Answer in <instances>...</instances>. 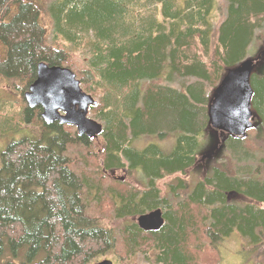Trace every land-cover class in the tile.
Wrapping results in <instances>:
<instances>
[{"label": "trees", "instance_id": "16d2710c", "mask_svg": "<svg viewBox=\"0 0 264 264\" xmlns=\"http://www.w3.org/2000/svg\"><path fill=\"white\" fill-rule=\"evenodd\" d=\"M215 2L55 0L45 6L44 0H0V75L30 83L40 61L71 65L72 47L84 44L86 68L73 70L98 99L91 110L105 137L91 162V138L71 125L44 122L40 106L26 107L25 120L41 121L39 135L13 139L0 153V264H92L117 243L126 253L155 252L151 264H206L219 258L218 242L234 231L249 239L251 249L264 245V154L261 170L252 166L246 177L240 176L246 165L234 166L264 153L263 145L230 137L228 153L176 206L161 207L156 186V178L196 162L209 91L227 66L248 56L255 31L264 28V0H228L218 28L211 18ZM47 8L55 34L73 46L47 41L50 29L40 20ZM175 74L196 80L181 88L158 83ZM252 85L264 117V74H253ZM170 115L179 130L172 151L157 142L131 145L134 137L163 129L159 125ZM124 158L150 177L148 187L106 175L124 167ZM156 207L165 216L158 230H144L135 218L121 238L108 223Z\"/></svg>", "mask_w": 264, "mask_h": 264}, {"label": "rangeland", "instance_id": "374dc122", "mask_svg": "<svg viewBox=\"0 0 264 264\" xmlns=\"http://www.w3.org/2000/svg\"><path fill=\"white\" fill-rule=\"evenodd\" d=\"M41 3V0H38ZM55 0H44L45 6H49ZM216 8L212 12V20L214 22V26L218 28L219 24L225 18L226 15V7L228 5V0H216ZM40 20L50 29V33L47 36V41L49 43L58 42L59 44H65L68 46L71 45L70 42L66 41L61 34H55L53 29V21L49 13V8L46 9V12L41 13ZM53 44V43H52ZM264 45V28L257 29L255 31L254 37L250 45L247 47V55H254L258 52V50ZM73 50L75 51V55L71 57L72 62L71 65L69 64L72 69L75 70H84L86 68V64L90 58V52H88V48L83 44L74 45ZM209 58V57H208ZM208 60V59H207ZM213 70V69H212ZM223 73V72H222ZM264 74V71L263 73ZM174 75L172 80H164L158 79V83L164 85H172L177 88H181L182 85H187L189 83L195 82V77H187V76H179ZM161 80V82H160ZM33 81V80H32ZM31 81V82H32ZM30 82V83H31ZM26 80H21L20 78H13V77H4L0 75V153L2 150L5 149L7 143H9L13 139H18L20 136H38L39 129H40V122L37 120L36 116H32L30 120H25L24 110L26 109L27 101L25 100L24 93L22 96V90L25 92L30 84ZM82 86V84H81ZM207 87V86H206ZM83 88V86H82ZM84 89V88H83ZM85 90V89H84ZM212 89L209 91L208 96H210ZM103 94L99 92V104L100 99ZM208 103V102H207ZM207 103H205V107H207ZM254 103V102H253ZM98 104V103H97ZM96 104V105H97ZM255 106V105H254ZM256 108V107H255ZM19 112H22L19 115ZM207 114V113H206ZM89 115L97 120L100 121L99 118L93 115V111L90 109ZM172 115L168 116V118L162 121V125L160 123L159 128H163L161 130H157L154 133L144 134L137 137H134L131 140V145L135 149H142L149 145L151 142H157L160 147L166 151L170 152L173 150L175 146V142L178 140V132L179 130H174L172 125ZM261 117H263V113H261ZM42 118V117H41ZM43 120V118H42ZM44 121V120H43ZM102 121V120H101ZM206 125L208 122V115L207 119H205ZM104 122V121H102ZM259 125L253 129H248V134L241 139L244 140L243 142H257L260 145L264 146V117L261 121H259ZM201 128L200 134L198 136V142H201L197 154H196V162L186 166L182 170H177L174 173L163 174L160 178H156V186L159 189V195L161 198V207H171L176 206L180 201H183L192 190L196 186V182L198 177L202 174L207 175L210 173L212 166L215 162L221 160V158L228 153V149L221 147L222 143L220 142L217 146L213 149L212 147V138L210 137V130H207V126ZM72 130L78 133L77 128L73 125ZM165 127H169L165 129ZM172 127V128H170ZM205 128V129H204ZM220 133V132H219ZM88 136V135H87ZM130 136V135H129ZM226 136L225 134H221L219 139ZM92 141L91 148L87 151L88 156L90 157L91 162H94L95 158H97L96 152L101 148H104L105 137L101 133L96 137H90ZM229 139L226 141L228 142ZM90 150H92L95 155L91 157ZM263 152L257 153L255 158H250L249 160L245 161H234V166L236 168H240L241 166L246 165L245 173L243 170L240 169V176L246 177L247 175L251 174L252 166H254L255 170H261L260 168V158L263 156ZM199 155V158L197 157ZM124 161L125 158H124ZM103 164L102 157L99 161ZM197 164V167L194 165ZM89 167V162H88ZM130 166L126 161V165L124 167H120L119 169H109L106 170V175L114 180L119 178L124 179L127 176L128 184L134 187H141L139 182L143 183L145 187L149 185L148 180L149 176L145 175L144 172L138 169H129ZM261 176L264 175V167H262V171L260 173ZM172 186H175L172 188ZM235 200V199H234ZM230 203H234L229 199ZM229 201L227 202L228 204ZM237 202V201H235ZM160 206V205H159ZM103 210V209H102ZM101 210V211H102ZM149 210V209H148ZM131 216V215H129ZM125 217V218H118L115 217L108 221L109 225L113 226L115 232L118 236H123V230L125 225L131 227V221L136 222L134 216L132 217ZM128 219H130L128 221ZM132 222V224H133ZM249 239L247 237L241 236L238 232L234 231L224 240L218 242L217 245V255L218 259L212 260L208 259L209 261L206 264H262L264 262V245L260 246L259 248L255 247L253 249L249 248ZM212 253H216V250L212 249ZM155 252H141L140 250H134L133 252L126 253L125 245L117 243L115 249H111V251L106 252L105 254H100L94 258V261L102 259L104 257L112 258L114 264H151L154 261ZM262 262V263H260ZM13 264H19L18 261H14Z\"/></svg>", "mask_w": 264, "mask_h": 264}, {"label": "water", "instance_id": "95a60500", "mask_svg": "<svg viewBox=\"0 0 264 264\" xmlns=\"http://www.w3.org/2000/svg\"><path fill=\"white\" fill-rule=\"evenodd\" d=\"M248 55L240 62L227 66L213 87L207 103V127L215 129L222 135H237L245 137L248 129L254 126L253 120L262 117L253 103L254 87L252 76L260 73L258 65L260 51ZM28 106L42 107L41 117L44 122L59 121L77 128L79 134L90 137L98 136L103 130V124L89 115L90 107L98 101L81 86V80L68 66L49 64L40 61L37 64L36 77L24 92ZM220 142H212L211 149ZM224 147V143L220 145ZM139 226L145 230H158L165 223L161 208L144 212L137 217ZM93 264H114L113 259L103 258Z\"/></svg>", "mask_w": 264, "mask_h": 264}, {"label": "flooded vegetation", "instance_id": "af4514ba", "mask_svg": "<svg viewBox=\"0 0 264 264\" xmlns=\"http://www.w3.org/2000/svg\"><path fill=\"white\" fill-rule=\"evenodd\" d=\"M260 59L262 60V63L260 65H258V68L260 69V73L259 74H262L263 71H264V50L260 51ZM42 110V109H41ZM40 110V112H41ZM259 112V111H258ZM259 114L261 115V113L259 112ZM57 121V120H56ZM259 119L258 117H256L253 122H254V126L252 127L253 129H255L260 123H259ZM59 122V121H58ZM207 130H210V137L212 138V142H227L226 140L229 139L230 140V137H232L233 135H229V136H225L221 139H219V136H220V133L215 131V129L213 128H207ZM230 197H228V199H230L231 201L235 199V195L233 197H231V195H229ZM150 210V209H149Z\"/></svg>", "mask_w": 264, "mask_h": 264}, {"label": "bare ground", "instance_id": "6f19581e", "mask_svg": "<svg viewBox=\"0 0 264 264\" xmlns=\"http://www.w3.org/2000/svg\"><path fill=\"white\" fill-rule=\"evenodd\" d=\"M233 136H237V135H233ZM156 208H158V207H156ZM159 208H161V207H159ZM162 209V208H161ZM163 210V209H162ZM145 230V229H144Z\"/></svg>", "mask_w": 264, "mask_h": 264}]
</instances>
